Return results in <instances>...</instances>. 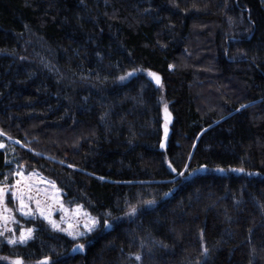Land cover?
Returning <instances> with one entry per match:
<instances>
[{
  "label": "trees",
  "instance_id": "16d2710c",
  "mask_svg": "<svg viewBox=\"0 0 264 264\" xmlns=\"http://www.w3.org/2000/svg\"><path fill=\"white\" fill-rule=\"evenodd\" d=\"M3 142L0 181L37 170L100 226L76 250L39 220L0 255L264 264V3L0 0Z\"/></svg>",
  "mask_w": 264,
  "mask_h": 264
},
{
  "label": "rangeland",
  "instance_id": "374dc122",
  "mask_svg": "<svg viewBox=\"0 0 264 264\" xmlns=\"http://www.w3.org/2000/svg\"><path fill=\"white\" fill-rule=\"evenodd\" d=\"M261 1L264 3V0ZM148 77L151 80L156 81L150 73H148ZM165 125L167 124H164V127ZM167 140L168 136L165 138V142H167ZM9 142L22 145L18 140ZM0 144H3L4 147L2 148L6 149L7 144L5 142ZM7 162L12 181H9V178L5 181H0V192L3 193L2 201H0V233H2V235H0V245L2 242L4 245L8 246L26 244L34 236L35 227L32 223L43 220L55 231L64 233L72 238L77 243L75 249L80 250L78 246L87 236L92 234L98 228L97 227L92 232H88L85 224L89 223V216H86L85 213L90 214L91 217H97L91 214L82 205L67 204L64 199L63 190L51 178L37 170H28L25 166H20L10 159H8ZM212 169L213 168L210 167H201L198 169V172H210L213 171ZM221 169H223V171H221ZM236 169L242 168H218L216 171L225 174H243L244 170L235 171ZM184 173L185 172H182V174ZM182 176L190 177L192 174L190 173L187 176ZM18 196L20 199L17 198ZM21 200L23 201V204L26 205V207L23 208V211H21ZM37 202H39V206ZM9 209L11 210L10 212L8 211ZM78 209L79 215H77ZM25 213L29 214L26 215ZM4 217H7V219H4ZM49 218L54 220L60 228H63L66 231H60L57 228H53L49 223ZM69 224L73 225V228L69 229ZM28 229L33 230L31 238L27 239L24 243L19 242L21 235L25 234ZM69 232H75L77 234L83 233V235L73 236L69 235ZM10 239H16L17 243H8V240ZM75 249L74 251H76ZM0 259L11 264H14L16 260L21 261L19 258L4 255H0ZM43 261L45 260H41L40 263ZM22 264L24 263L22 262Z\"/></svg>",
  "mask_w": 264,
  "mask_h": 264
},
{
  "label": "snow or ice",
  "instance_id": "6c2138e0",
  "mask_svg": "<svg viewBox=\"0 0 264 264\" xmlns=\"http://www.w3.org/2000/svg\"><path fill=\"white\" fill-rule=\"evenodd\" d=\"M129 75H132V73H129ZM150 75L155 78V80L158 84L160 83V77L156 73H150ZM124 78L125 77H120L121 80H123ZM165 111H167V108H165ZM164 132H165V138H166L167 132H168L167 125H165ZM2 147H4V145L0 144V148H2ZM221 171H223V169H221ZM235 171H243V169H236ZM2 198H3V193L0 192V201H2ZM17 198L20 199L19 196ZM144 203H146L148 205H152L154 203V201H146ZM37 204L39 206V202H37ZM24 207H26V205H24L23 201L21 200V211H23ZM136 210L137 209L134 206L130 209L132 214H135ZM8 211L10 212L11 210L9 209ZM25 214L27 215L29 213H25ZM77 215H79V209H78ZM85 215L89 216V223L85 224V227L87 228L88 232H92L94 229H96L98 226H100V220L99 219L91 217L90 214H87V213H85ZM109 216H110V213H109ZM4 219H7V217H4ZM49 223L52 225L53 228H57L60 231H66L63 228H60V226L54 220H51L50 218H49ZM103 227H111V224L108 223L107 221H105L103 224ZM71 228H73V225L69 224V229H71ZM32 231H33L32 229H28L25 234L21 235V237L19 238V242L24 243V242H26L27 239L31 238ZM0 235H2V233H0ZM69 235L76 236V235H83V233L77 234L75 232H69ZM8 243L15 244V243H17V240L16 239H10V240H8ZM78 247H79V249H83L85 246L83 244H80ZM205 252H207L206 248H205ZM136 259L139 260L140 257L137 256ZM14 264H22V261L16 260L14 262ZM42 264H47V260L42 262Z\"/></svg>",
  "mask_w": 264,
  "mask_h": 264
},
{
  "label": "water",
  "instance_id": "95a60500",
  "mask_svg": "<svg viewBox=\"0 0 264 264\" xmlns=\"http://www.w3.org/2000/svg\"><path fill=\"white\" fill-rule=\"evenodd\" d=\"M173 174L176 175L177 174V171H173Z\"/></svg>",
  "mask_w": 264,
  "mask_h": 264
}]
</instances>
